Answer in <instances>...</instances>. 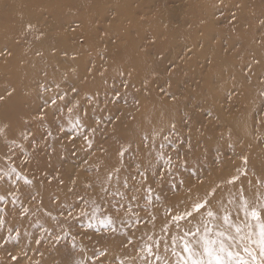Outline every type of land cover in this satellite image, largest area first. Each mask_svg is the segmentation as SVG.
<instances>
[{"label":"rangeland","instance_id":"obj_1","mask_svg":"<svg viewBox=\"0 0 264 264\" xmlns=\"http://www.w3.org/2000/svg\"><path fill=\"white\" fill-rule=\"evenodd\" d=\"M0 196V264H163L204 200L239 224L264 203V0H0Z\"/></svg>","mask_w":264,"mask_h":264},{"label":"snow or ice","instance_id":"obj_2","mask_svg":"<svg viewBox=\"0 0 264 264\" xmlns=\"http://www.w3.org/2000/svg\"><path fill=\"white\" fill-rule=\"evenodd\" d=\"M51 104H56V100L51 99ZM41 119H43V109H41ZM77 126H79V122L73 127ZM83 139L90 145L87 135H84ZM160 147L162 148L164 145L161 144ZM159 158L163 159V154ZM168 163L171 164V159L168 160ZM11 171L14 173L15 169L13 168ZM25 183H29V181L25 179ZM228 183H234V179L229 180ZM125 187H127V181H125ZM214 195L215 193H213ZM3 199L4 197L0 196V200ZM79 202H83V197ZM219 203H221V208H213L211 200H204L193 204L190 210L171 216L172 225L166 223L163 230L169 231L171 227L177 230V235L171 236V255L175 259H165L163 264H264V203L250 204L245 200L243 218H240L239 210L236 213V218L241 220L239 224L235 223L228 210L222 207V201ZM75 208L76 205H72L64 211L71 217ZM221 211L223 212L222 216L218 215ZM114 214L119 215V210L117 209ZM78 217H88L87 228L94 229L96 227L92 223L95 219L94 214L89 215L86 211H80ZM213 221H217V223L212 224ZM99 225L111 228L112 231L116 230L111 218L100 219ZM232 229H234V233ZM36 242L40 243L39 240ZM160 243L155 241L152 245L146 246L148 257H155L157 261L161 260L158 254ZM154 247L156 251L153 250ZM177 247H179V251H177ZM168 248L169 244L165 241L164 250L168 251Z\"/></svg>","mask_w":264,"mask_h":264},{"label":"bare ground","instance_id":"obj_3","mask_svg":"<svg viewBox=\"0 0 264 264\" xmlns=\"http://www.w3.org/2000/svg\"><path fill=\"white\" fill-rule=\"evenodd\" d=\"M243 204H244V201H240V202L235 204L236 209H237V211L239 210L240 214H244L243 213ZM235 223H237V222H235Z\"/></svg>","mask_w":264,"mask_h":264}]
</instances>
